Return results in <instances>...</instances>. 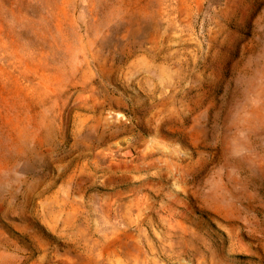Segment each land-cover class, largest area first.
Wrapping results in <instances>:
<instances>
[{"label": "rangeland", "instance_id": "obj_1", "mask_svg": "<svg viewBox=\"0 0 264 264\" xmlns=\"http://www.w3.org/2000/svg\"><path fill=\"white\" fill-rule=\"evenodd\" d=\"M0 264H264V0H0Z\"/></svg>", "mask_w": 264, "mask_h": 264}]
</instances>
